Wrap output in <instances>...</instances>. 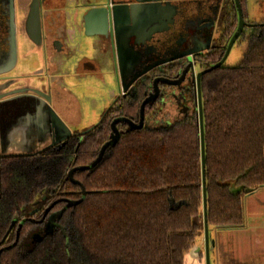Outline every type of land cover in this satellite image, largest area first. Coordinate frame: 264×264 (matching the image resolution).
<instances>
[{"label":"trees","instance_id":"trees-1","mask_svg":"<svg viewBox=\"0 0 264 264\" xmlns=\"http://www.w3.org/2000/svg\"><path fill=\"white\" fill-rule=\"evenodd\" d=\"M225 22L223 43L236 28V19ZM242 36L248 42L240 63L200 80L209 229L242 228L245 195L264 188V17ZM223 52H214L209 66ZM139 101H122L114 117L138 125ZM195 101L191 90L188 98L180 94L145 109L140 128L118 123L117 141L94 167L110 140V120L85 131L71 156L3 167L0 237L15 213L29 211L34 195L57 187L72 203L66 216L76 239L66 243L56 233L51 243L34 246L36 230L26 224L17 240L13 234L5 243L16 240L0 252V264H185L204 220Z\"/></svg>","mask_w":264,"mask_h":264},{"label":"flooded vegetation","instance_id":"flooded-vegetation-1","mask_svg":"<svg viewBox=\"0 0 264 264\" xmlns=\"http://www.w3.org/2000/svg\"><path fill=\"white\" fill-rule=\"evenodd\" d=\"M89 1L81 0L76 6L77 11L92 4L103 9L115 4L125 7L138 5L128 10L125 8L127 18L124 21L120 13L117 15L116 35L120 65L112 55L111 47L106 49L99 38L94 36L103 56L97 63L99 67L108 68L113 74L118 71L129 77L148 70L127 92L115 98L101 115L100 121L103 119L112 122L120 118L113 114L122 101L131 104L140 99L139 107L146 102L145 110L153 105H160L164 99L177 98L180 94H187L188 98L191 90L196 100L190 70L193 69L195 75L207 69L208 60L214 52L221 49L225 52L228 41L225 44L222 42V33L227 18L236 19V28L238 25L234 0H91L93 3L90 4ZM36 2L41 27L38 35L35 17L31 15ZM238 3L242 19L252 26L246 13V0H238ZM63 10V0H0V170L20 160L42 161L46 155H53L60 160L67 155L71 156L84 138V132L74 134L70 130L71 136L65 143L51 145L57 138L51 137L52 133L46 131L48 126L42 123L45 120L35 108L42 105L37 99V94H41L50 99L51 107L63 121L76 120L78 117V103L59 84L57 77L53 76L56 70L53 58L56 54L66 53V49L62 41L46 33L49 25L46 18L55 16L58 21L63 20ZM105 26L106 34L109 35L111 26L113 27L112 21L109 20ZM248 27H244V30ZM99 30L104 29L100 27ZM20 37L25 55L23 68L20 65ZM39 48L43 50L41 61L37 56ZM189 53L190 55L180 59L165 62ZM190 62L192 66L189 71L182 74ZM35 63L42 64L44 70L41 71L40 65L35 66ZM82 64L79 62L76 70ZM164 81L169 84L163 83ZM142 116L143 122L144 111ZM138 117L140 122V108ZM56 134L60 136L62 133ZM59 190L54 187L50 192H38L33 197L29 211L19 217L17 213L13 215L3 237H0V252L16 244L19 232L26 224L30 225L31 230H36L32 234L34 246L51 243L56 233L66 243L69 241L72 229L68 226L66 211L72 203ZM13 234L16 235V240L5 244L12 239Z\"/></svg>","mask_w":264,"mask_h":264},{"label":"water","instance_id":"water-1","mask_svg":"<svg viewBox=\"0 0 264 264\" xmlns=\"http://www.w3.org/2000/svg\"><path fill=\"white\" fill-rule=\"evenodd\" d=\"M235 4H236V8H237V14H238V25L237 28L235 30V32H233V35L230 37V39L228 40L227 44H226V48H225V52L222 56V58L215 63L214 65L210 66L207 69H204L202 71H199L198 73H196L194 75L193 69L190 70L191 76H192V83H194L195 86V93H196V109H197V114H198V125H199V137H200V157H201V173H202V202H203V216H204V220H203V239H204V257H205V264H211L210 261V253L213 250L214 247V242L213 240L210 239V234H209V227H208V223H207V219H206V205H207V201H206V189H205V154H204V139H203V115H202V101H201V89H200V80L202 75H204L205 73L216 69L220 66H222L224 64V62L226 61L235 41L241 36V34L244 31V27H248L251 26L249 24H246L244 22V20L242 19V14H241V10H240V6L238 3V0H234ZM37 5H34L35 7H33L32 13L31 15H33V17H35V28H36V34H40V18H39V6L38 3L36 2ZM127 10L132 8V7H138V5H131V6H126ZM124 5H119V4H115L111 7H108L107 9H103L100 6H96V5H90V6H85L84 8V12L81 16V20L83 22V30H84V34L86 36H96L99 38L101 44L106 47V49L110 46L111 47V51H112V55L115 56V58L117 59V63L120 65L121 64V59H120V55H119V51H118V40H117V35H116V19H117V15L118 13H120V17L121 19L124 21V19L127 18V13L125 12V8ZM124 11V12H121ZM80 10L77 11V15L78 12ZM112 21L113 27L111 26L110 29V33L109 35L106 34V26L105 24L108 21ZM103 28L104 30H99V28ZM12 34V47L14 48V41H13V32ZM189 54H184L181 55L179 57H174L170 60H166L165 62H170L176 59H180L182 57H185ZM189 57V56H188ZM188 60H191L190 58H188ZM164 63V62H162ZM191 62L188 68H186V70H184L182 72V74H186L189 71V68L191 67ZM7 71V70H6ZM148 70H145L144 72H141L137 75H134L132 77H129L128 75H124L122 73H118V71H116V73H114L115 79L117 81L118 84V88H119V95L121 93H125L127 92L131 86L136 83V81L138 79H140ZM157 80H155L156 83ZM166 84H169V82H163ZM37 99H39L42 102V105L40 104L39 106H36V111L38 113V115L45 121H41L44 125L48 126V129H46V131H49L52 133L51 137H56L57 140L55 142H52L51 145L54 144H58V143H65V141L71 136V131L70 129L67 127V125L65 124V122L56 114V112L54 111V109L51 107L50 105V99L48 97H44L41 94H37ZM146 104V102H143L142 106L140 107V116H141V121L139 122L138 125L133 124L130 120H127L125 118H117L115 120L112 121L111 124V129H112V133L110 135V140L109 142H107L106 144H104V146H102L101 151L98 155V157L96 158V160L91 164L90 167H94L95 165H97L100 160L102 159V156L105 152V149L107 148V146H109L110 144H113L117 141L118 137H119V133L118 130L116 128V125L120 122H123L125 124H127L130 128H140L142 127V119H143V111H144V105ZM62 133L60 136H58V134L56 133ZM57 135V136H56ZM90 167H86L84 169H88ZM201 248L200 247H196L193 250V255L194 256H198V254L200 253Z\"/></svg>","mask_w":264,"mask_h":264},{"label":"rangeland","instance_id":"rangeland-1","mask_svg":"<svg viewBox=\"0 0 264 264\" xmlns=\"http://www.w3.org/2000/svg\"><path fill=\"white\" fill-rule=\"evenodd\" d=\"M80 1L81 0H63L64 9H66L69 13V17L74 15L73 13H77L76 6L80 3ZM90 3H93V1L90 0L89 4ZM246 4L248 20L259 22L264 17V0H246ZM83 12V9H80L78 12L79 19H81ZM96 41L98 40L95 38L94 40L87 38L84 35V32L81 31V33L76 35V38L74 37L73 41H70L72 44V51H69L70 59L68 60L66 54L63 55V57L65 56V60L67 62L63 67L65 71L69 69L68 71L71 72L70 68H72L73 61L76 59H80L79 61L83 63L76 75L71 74L70 77L64 78V84H66L65 90L71 93L78 103L77 119L64 120L67 127L74 134L83 133L97 125L100 121L101 115L119 95V88L114 74L110 72L108 68L99 67L97 64L103 56L101 55L97 45L95 46L93 44ZM247 42L248 41L245 36H240L235 41L226 61L224 62V66L235 68V66L240 63L246 51ZM19 44L21 56L20 65L23 68L25 65V55L22 51L23 41L21 40V37L19 39ZM37 51L39 52L37 56L41 61L43 58V50L39 48ZM56 55L54 56V60L59 61V54ZM35 59L38 61L37 58ZM36 64L37 63H35V66L39 63L37 65ZM39 65L41 71L44 70V66L42 64ZM196 71H198V69ZM71 237L73 240L76 239L75 235H71ZM74 245H76V243ZM201 254L205 264L204 252H201ZM197 260L198 256L193 255V250L185 257L186 264H190V261L196 262Z\"/></svg>","mask_w":264,"mask_h":264},{"label":"crops","instance_id":"crops-1","mask_svg":"<svg viewBox=\"0 0 264 264\" xmlns=\"http://www.w3.org/2000/svg\"><path fill=\"white\" fill-rule=\"evenodd\" d=\"M73 14L69 17V13L64 9L63 20L58 21L55 16L46 18L49 24L46 33L62 41L63 47L67 51L64 54L68 60L70 59L69 51H72L70 41H73L74 37L76 38V35L81 31L84 32L82 20L78 18L77 13ZM86 37L93 40L95 38ZM96 43L97 41L93 44L96 46ZM64 54L58 55L59 61L53 58L52 62L56 65L53 76H56L59 84L66 88L64 78L70 77L71 74L76 75L79 71L76 70V67L81 61L76 59L70 68L71 72L68 71L69 69L65 71L63 67L67 62L65 56L63 57ZM69 94L72 96L71 93ZM72 98L74 97L72 96ZM242 209L244 210V226L242 228L209 229L210 239L214 242L213 250L210 253L211 264H264V188L245 195ZM196 247L201 248L198 260L196 262L190 261V264H204L201 254L204 252L203 233L196 239L194 249Z\"/></svg>","mask_w":264,"mask_h":264}]
</instances>
